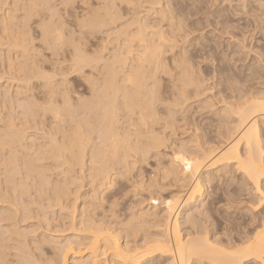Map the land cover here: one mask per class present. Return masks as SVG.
Masks as SVG:
<instances>
[{"label":"bare ground","instance_id":"6f19581e","mask_svg":"<svg viewBox=\"0 0 264 264\" xmlns=\"http://www.w3.org/2000/svg\"><path fill=\"white\" fill-rule=\"evenodd\" d=\"M55 1L0 0V78L2 72H6L7 76L10 75L11 79L12 76L17 78L13 91L20 96L26 90H24L23 81L24 83H26L25 80L29 82V77L36 73L37 79H42H40L41 82H37L38 86L36 85L37 88L39 87L41 101L36 102L37 100H33L36 112H33L34 110L29 106L32 100L27 102L24 97L26 104L21 103L19 100L20 103L18 105L20 104L21 107H24L25 111L28 106V110L30 108L33 110L30 109L29 113L26 111L28 116L20 112L26 117L17 119L7 115L5 121H3L5 118L0 116V121H3H1L0 128H4V131L7 130L5 133L0 130V134L1 132L4 133L0 135V149L2 148L1 150H3L6 145L9 148V150H6L11 152L7 158L0 160L1 167L4 166L6 171L5 177L2 175L4 179L0 178V191L6 189L7 192V196L4 194L7 199L2 201L5 200V203L9 202L10 204L12 202L17 205L18 197L19 201L22 199L20 202L21 204L23 202L24 205L26 201L36 203L35 201L38 202L37 199L47 200L45 204L47 207H56L55 216L57 217V214H59L58 219L59 217L61 219V221L59 220L61 225L60 223L58 224L61 227L67 226L64 227L66 231L71 230L69 237H66L67 240L65 239L64 241L66 242L64 243H57L60 239L55 235L58 240H50V238L47 240L45 239L47 235L44 234L42 239L38 237L40 241H37L36 238V241L32 243V240V247L29 246L28 249L24 247V250L22 247L27 243L22 240L23 237H20L22 231L19 232L17 230L20 227L17 229L15 228L16 226L12 227L14 230L9 227V229L6 228L7 230L3 228L4 230H1V233L3 231L6 234L8 233L6 241L10 240L11 242L14 240L16 243L14 244L15 248L13 247L12 249H15L16 252L20 249L21 253L18 252L21 258V260L19 259L20 262H23V264H68L67 261L71 256V263L69 264H264V234L258 236V233H261L262 229H264V212L259 211L260 208L256 206L259 205L260 199L264 198L257 192V188L260 189V192H264V186L261 185L264 182V90L258 88L259 84L256 86L257 83L255 85L248 84L253 80H259L260 72L263 69H259V72L258 67H255L256 70L251 66L253 62L250 61L251 65L249 64L248 68L245 67L248 73L243 72L245 74L243 75L240 71L242 74L240 72L236 73V78L234 77V79L238 78L240 86L239 84L234 86L237 84L235 82H233L234 84L230 82L231 85L229 84L230 86H228L226 82L231 80L232 72H230V77H228L227 61L231 60H227L226 65L219 62V68L217 67L219 74L213 72V76L211 75L212 73L210 75L215 77L218 74L224 80L225 84L221 83L220 85L223 86H220L219 89L216 88L218 90L217 92L215 90L216 94L214 95L216 102L220 105L218 107L217 104H214L215 101L211 99L213 97H207L201 103L203 108V105H205L203 102L206 103V108L217 106L214 108V112L212 111L214 113L212 115L216 116L212 118H218L217 123V119H213L215 120L213 124H217L215 126L216 134L212 135L213 138L207 136L209 132L207 130V133L204 132L203 135H195L194 133H198L195 131L199 128L197 121L194 124V128L195 126L198 128L193 130L194 133H192L191 128L193 125L191 127L189 122L186 127L187 121L186 123L184 122L185 118L182 117V121L180 120L179 122L178 117L180 116L176 115L177 111L185 112L188 104H190L187 103V100L192 96L191 94L189 96L191 88L195 91L192 92V94L194 93L193 95L195 93L199 95L204 88L207 90L204 83H202L204 82L203 77H201V81L197 76L195 77L194 74H191L193 70H191L192 68L190 69L189 63L192 53L191 51L188 52L191 55H189L190 57L187 56L186 46L189 42L187 36L189 37V33L192 30H188V22L186 21V24V19H184L186 16L184 17L183 11L186 12V7L182 3L183 0L180 1L182 4H179L178 0V3L176 2L175 4L171 0H60L57 3L60 4L61 2V4H64L60 5L64 8L65 5H69L70 7L66 8H70V15L75 18L74 25L71 24L77 27L73 28L70 26L69 29H67L69 20L67 19V22L61 13L63 8L60 11L59 7H57L58 4L56 3L57 5H55ZM226 1L220 0L219 2L221 9L218 6L217 9H220V12L215 16L219 18L218 21L214 19L215 17L213 18V23L216 20L215 24L220 26L218 29L220 30L219 33L221 32V36L224 35V37L228 35L227 39H233V42L236 41V44H232L233 42L231 41L233 47L237 49L248 47L251 53L254 51V55L258 54L256 59L254 58L255 56L253 57L252 60L254 62L257 63L259 60V62L264 63L262 59H259L264 55V25L263 27L260 26L262 22L264 23V0H244L241 2L242 4L240 3L241 7H237L239 5L232 6L229 4L231 1ZM232 1L234 3V0ZM237 1L240 2L241 0ZM73 3H76V8L73 7ZM188 10L190 9H188L187 4ZM202 21L199 19V23ZM205 23H201L202 28L206 27ZM198 24L194 25L196 26L195 29L200 28V26L197 27ZM219 26L213 24L216 30ZM34 29L36 33H34ZM256 30L260 32L258 37L255 36ZM88 39L94 41L92 44L93 49L90 48L88 50L87 46V49L84 47ZM253 39L254 41L251 42ZM35 40L41 41L42 45L50 50L51 56L56 57L61 52L63 55L67 49L70 53L69 57L72 56V63L70 64L71 60H69V67L65 68L64 62V65L58 62L59 66H56L53 71L61 73L65 70H71L75 74L78 73L82 78L81 81L83 80L87 83V88L84 87L88 89V93H85L88 94V97H85L87 95L80 92L82 88L79 87H82V84H79V92L76 91L77 89L73 91L77 93V95H74L75 97L71 95L72 92L69 93L70 89L68 87V89L66 87L60 88L59 84L69 81L65 75L61 76V80L58 78L59 82L55 77L54 79L48 77L51 75L45 74L48 73L47 71L44 70V74L41 70L38 71L36 65L40 61L38 60L39 55L44 58L45 54L42 57V48L40 47V49L36 45L35 48L31 46V43L35 42ZM180 40H183L182 44H180ZM224 40L226 39L224 38ZM244 41L246 44H244ZM258 41H263V43L258 44ZM235 48L230 52L238 54L243 52L241 49L238 52ZM47 49L44 51L48 52ZM30 51H34V53L31 55ZM69 53L66 54L69 55ZM30 55L32 59H34L33 56L38 58L30 63ZM233 56L231 57L234 58ZM238 57H236L237 59L234 58V60L237 61ZM55 63L57 64L56 61ZM71 71L70 73H72ZM229 71L231 70L229 69ZM66 72L62 73L68 74ZM6 73L4 74L6 75ZM234 73L235 71L232 75H235ZM221 78L219 79L221 80ZM205 80L207 81V79ZM84 82L83 84L85 85ZM262 82L264 83V81ZM201 83L204 87L201 86ZM244 83H246V87ZM10 85L7 84V87L4 85L7 90L3 91V93H7L14 84ZM12 98L14 100V97ZM7 104L6 106H9ZM14 107L16 108V106ZM21 107H18V109H21ZM23 109L21 111H24ZM31 112L33 116L37 114L41 119L37 116L39 120L36 121L33 117L35 120L33 121L32 115L29 117ZM46 117H49L50 120L44 119ZM191 120L193 121V119ZM32 121L38 124L39 127L36 125L38 130L41 129L42 131L43 129L45 131L40 134L39 137L42 141H38V143L35 142L37 139L32 138L34 135L28 140V136L24 134L26 131H23L32 125ZM177 122L181 123L180 125L185 124L182 127ZM33 126H35V123L31 127ZM33 129L36 128L34 127ZM203 130L206 131L205 129ZM179 133L181 136L182 134L183 136L185 135V138L183 136L182 138ZM209 133L212 134L214 131ZM18 153L21 154V157L17 156L19 155ZM152 155L158 159L161 156L166 157L165 159L161 157L166 162L164 161L165 163H163V160L156 158L158 160H156V164L153 161V164L156 165L155 168L149 167L148 159L152 160ZM18 157L21 159V169L23 167L22 170L25 173L23 180H20V186L14 181V173L18 175L21 171L18 170L20 168L16 169L17 162H15V159L17 161ZM38 159L42 161L51 160L52 164L58 167L59 172L56 174L52 173L50 169L53 165L50 163L51 166L46 168L44 167L45 165H38ZM141 164H146L148 168L156 169V173L152 174L153 176L149 174L151 177H148L147 171L145 172L141 169ZM46 170H50L49 173ZM135 170L137 173L134 174ZM146 170H148L147 167ZM140 171L146 173L144 176L145 178L147 176V179L143 178ZM213 171L214 174H211L210 172ZM233 171L241 172L242 175L240 174L241 176L239 175L238 179L242 177L243 182L246 181L251 185L252 193L257 196V203H254L253 207L252 203L249 204L245 201V199L247 201L251 199L250 202H252L251 195L248 198L241 196V198L243 197L242 199H245H240L239 196L247 192L244 189L245 185H241L242 189L240 188L239 190L240 181L237 184L239 185L238 189L235 190V184L232 183L234 190L233 188L224 190L229 185V188L233 186L230 184L231 182H236L232 179L230 181L229 178L228 182L226 181V183L230 181L229 185L227 184L228 186L223 187L222 191L224 192H219L220 196H226L225 200L223 199L225 205L221 203L224 206L217 207L218 203L222 202L218 199L219 202H217L215 208H212V200L207 187L210 188V184H213L214 180H218V178L224 179L228 174L230 175L228 177H231L233 174L230 173H235ZM206 172L207 174H205ZM2 173L0 172V175ZM236 179L234 178V180ZM121 180H126L129 185L126 182L121 183ZM218 181L213 185H217ZM118 183L120 185L124 183V187L126 186L127 188L130 186L127 191L132 193L133 197L134 195L138 196L140 191H146V194L140 192L139 195H147V197H136L139 199L136 200L133 208L130 204L127 205V203H131L130 201H133L130 200L128 202L131 197L128 196L129 198L126 200L124 196L125 198H122L123 203H121L124 205L125 201H127L126 205L129 206L128 211L126 209L124 211L123 207L125 205L119 207L120 201H117L115 196L120 192L119 190L122 188L125 190L126 188L123 186L121 188V186L117 185ZM183 184L189 185V187L185 188L186 185L183 187ZM173 185H177L181 189L176 190V195L169 190L172 196L165 198L162 195L164 197L162 198L160 195L162 191L169 188V186L174 187ZM222 185L220 186L222 187ZM34 186L38 187L39 192H37L36 196H31V189ZM243 186L245 187L243 188ZM84 187L86 189L80 192L81 188L84 189ZM217 187L215 188L216 190L218 189ZM116 188L119 189L117 190L118 192H116ZM221 189L218 190L220 191ZM241 190L245 192L239 193L238 191L241 192ZM122 193L119 194L122 195ZM205 193L209 194L208 197L210 199L206 198L207 196L204 199L206 198L210 201L203 199L202 195ZM238 193L240 194L239 196ZM110 194L111 198L109 199ZM118 195L119 200L121 196L119 195V198ZM4 197L2 196V198ZM252 197L254 198V196ZM238 198L241 203L246 202L247 205L252 206L251 208L248 206L251 209H248L249 211L252 212V209H254L256 210L255 212L258 211L259 215L257 214L256 216L254 212V214L250 215L248 210L243 208L247 213H245L246 211L243 212L245 214H242V216L237 214L240 218H236L240 220L245 217L244 220H241H246L244 224L237 221L240 227L241 224L243 225V230H240V232L236 230L238 233L233 230L234 233L232 234L231 232L233 231H230V228L227 233L224 230L228 229L227 224L230 222L226 220L227 217L234 212H229V215L225 217L223 213H218V211V215H223V219L226 218L225 220L228 223H225L227 225L226 228H224L225 226L222 227L224 229L223 232L221 230L217 231L218 227L216 228L215 224L209 223V218L212 217L214 220L212 210H219V208H224L227 204H233ZM78 200L79 202L77 203ZM169 201H171V204H169ZM256 201L254 200V202ZM240 202L238 201V204L235 203V206H238ZM159 203L161 204L160 207L158 206L160 205ZM14 204L12 205L16 208ZM41 204L38 206H41ZM13 206H10V208L13 209ZM130 206L134 210L128 213L132 211ZM235 206L233 205L234 208ZM118 207L123 210L120 209L119 211ZM227 207H225V211ZM21 209L28 216L31 213H35L37 216L44 213L33 209V205L30 207L26 205ZM63 209L69 211L63 213ZM21 211L18 212L21 213ZM238 211L240 210L238 209ZM5 212L3 211L4 214L0 215V221L15 220L17 210L13 209V211H10L9 209L8 212ZM124 212L127 213L124 214ZM24 214L23 216H26ZM246 214L250 215L248 220L245 216ZM36 215L33 214V216ZM231 215L230 218H232ZM43 216L45 215L43 214ZM233 219H235V216ZM225 220L223 221L225 222ZM237 222L231 221V224H229L232 226L237 224ZM10 223L12 224V222ZM64 228L60 230L64 232ZM54 231L52 230V232ZM0 235L2 237V234ZM22 235L25 234L22 233ZM51 242H53V245ZM47 244L50 245L52 254L49 257H44V255H47L45 254L47 253L45 252L47 251L45 250ZM4 248L7 249V247Z\"/></svg>","mask_w":264,"mask_h":264},{"label":"rangeland","instance_id":"374dc122","mask_svg":"<svg viewBox=\"0 0 264 264\" xmlns=\"http://www.w3.org/2000/svg\"><path fill=\"white\" fill-rule=\"evenodd\" d=\"M58 1H60V0H56V1H55V5H57V4L59 3ZM171 1H172V3H174V4L177 2V0H176V1H175V0H171ZM173 1H174V2H173ZM180 1H182V0H178L179 4H182V3H183L184 7H186V10H185L186 12L183 11V13H184L183 15H184V17L186 16V17L184 18V19H186L185 22H186V21L188 22V24H187V22H186V24H187L188 27H189V29H188V28H187V29H188L189 31L192 30V31H190V33H189V37L187 36V38H188L187 40H189V42L187 43V46H186V47H187V53L190 52V51H191V53H192V55H191L190 53H188V55H187V54H186V55H187V56L191 55V56L193 57V58H192V57L189 56V57L191 58V59H190L191 61H190V63H189V64H190L189 66H190V69L192 68L191 70H193L191 74H192V75L194 74L195 77L197 76V78H199L201 81H202V79H204V82H202V83H204V85H205V87H206L207 90H205V88H204V89H202V90H203L202 93H200L199 95L195 93V95H197V96H195V95H193L194 93L192 94V92H195V91H194L193 88H191L192 90H191V89L189 90V96H190V94L192 95V96H190L192 100L189 99L190 97L188 98L187 103H190V104H188V106H187L185 112H183V111L180 112V111H179V112H180V113H179V112L177 111L178 114L176 113V115L181 117V118L178 117L179 120H178V119H177V120L180 122V120L182 121V117L185 118V121H184V119H183V121H184L185 123H186V121H187V123H186L185 126L187 127V124L190 122L189 125H190V126L193 125V127L191 126L192 128H194V124H196V121H197V124H198L197 126L200 128V130H199V128L196 127V126H195L194 129H192V128L188 125L189 128H191L192 133H194L193 130H195V129H197V128H198V129H197V131H195V132H198V133H194L195 135H197V134L203 135L204 132L207 133V130H208L209 132H211V131L213 132V131H214V133H212V134H210L209 132L207 133V136H210V137L213 138V136L216 134V132H215V131H216L215 126H217V124H215V123L213 124V121L215 122V120L217 119V120H216V123H217L218 118H216V119H215V118H212V117L215 116V115L213 116L212 114H214V113H213V112H214V108L217 107V106L219 107V105H220V104L218 105V102H216L217 100H215V99H216V98L214 97V95L216 94V93H215V90H216V92H217V90H218L219 87L221 86V85H220L221 83H222L223 85L225 84V83H224V80H223L221 77H219L220 75H218V74H219V73H218V70H219V69H218V68H219L218 66H219V64L222 63V64L226 65V63L228 62V63H227L228 67L226 66V67H227V71L229 72V73H228V72L226 71V72H227V75L229 74L228 77H230V74H231L230 72H232V74H233V72L235 71V73H234L235 75H232V74H231V77L233 76L232 78L230 77V79H231L232 81L230 80V81H228L229 83H228V82H226V83H227L228 86H230L231 83L235 82V83H237V84H235L234 86H237V85L239 84V83H238V82H239V81H238V78H237V79H234V77L236 78V73L238 74L240 71H241L242 73H243V72H244V73H248V72H247V71H248L247 68L251 65V62H253L254 65H253V64L251 65L253 68L258 67L257 69H258L259 72H260L261 69H263V70L260 72V78H259V80H253V81H251V82H255V83H251V82H249L248 84H253V85H255V84L257 83L256 86L259 84L257 87L260 88V89H263V90H264V83L262 82V81H264V80H263V79H264V77H263L264 63L259 62L258 57H257V60H258L257 63H259V64H257L256 62H254V60H252V59H253L254 56H255L254 58L256 59V56H257L258 54H255V55H254V54H253L254 51L251 53V50L249 51L248 47H247V48H246V47H245V48H241V47H240V48L237 49V48L233 47V45H232V44H234V43L236 44V41L233 42V41H232L233 39H227V36H228V35L225 36V37H224V35L221 36V32L219 33L220 30H218V29L220 28V26H219V24H215V21H216V20L218 21V19H219L218 17H215V16H216V14H217L218 12H220L219 10L221 9L220 6H219V2H220V0H218V1H217V0H214L215 3H214L213 0H212V1H211V0H210V1H208V0H183L182 3H181ZM185 1H186V2H185ZM198 1H199V2H198ZM204 1H206V2H208V3L204 2ZM227 1H231V3L229 2V4H231L232 6H237V5H239V6H237V7H241V6H240V3H241L242 1H244V0H241L240 2L237 1V0H234V3H235V1H236L235 4L232 3V2H233L232 0H227ZM227 1H226V2H227ZM246 1H247V0H246ZM248 1H249V0H248ZM57 2H58V3H57ZM178 2H177V3H178ZM210 2L213 3V4H212L213 6L211 5ZM237 2H238V3H237ZM56 3H57V4H56ZM76 3H77V2H76ZM76 3H73V5H74L73 7H75V8H76V6H77V5L75 6ZM191 3H192V4H191ZM187 4H188V9H190V10H188V11H187ZM215 4H216V5H215ZM241 4H242V3H241ZM263 4H264V3H263ZM60 5H64V4H61V2H60V4L57 5V7H59L60 11H61V8H63V9H62V12H61V13H62V16H64L63 18L66 19L67 22H68V20H69V23L67 24V26H68L67 29H69L70 26L73 27V28L77 27V26H72V24L74 25V23H75V21H74L75 18H74L72 15H70V14H71L70 8H66V7H68L69 5H68V6L65 5V8L62 7V6H60ZM185 5H186V6H185ZM231 5H230V6H231ZM189 6H190V8H189ZM216 6H217V7H216ZM218 6H219V8H220L219 10L217 9ZM230 6H229V8H230ZM55 7H56V6H55ZM69 7H70V6H69ZM206 7H207V8H206ZM64 9H65V10H64ZM68 9H69V10H68ZM183 9H184V8H183ZM216 9H217V11H216ZM63 10H64V11H63ZM63 12H64V13H63ZM187 12H188V13H187ZM189 12H190V13H189ZM215 12H216V13H215ZM185 13H186V14H185ZM212 13H213V14H212ZM187 15H188V16H187ZM211 15H213V16H212V19H211ZM217 15H218V14H217ZM66 16H67V17H66ZM205 16H207V17L205 18ZM69 17H71V18H70L71 20L69 19ZM202 17L205 18V19H203ZM214 17H215V18H214ZM213 18L216 19V20L214 21V23H213ZM33 19H35V17H33ZM36 19H37V18H36ZM64 19H63V20H64ZM67 19H68V20H67ZM197 19H198V20H197ZM199 19H200V21H201V20H203V21L199 23ZM207 19H209V20H207ZM205 20H206V21H205ZM192 21H193V23H192ZM194 21H195L196 23H195ZM209 21H210V22H209ZM189 22H190V23H189ZM197 22H198L199 24H198ZM203 22H204V23L206 22L207 24L205 23L206 27H203V28H202V24H203ZM71 23H72V24H71ZM201 23H202V24H201ZM208 23H210V24H208ZM212 23H213L215 26H216V25L219 26V27H217V30H216L215 27H213V24H212ZM262 23H263V22H262ZM262 23L260 24V26L263 27L264 23H263V24H262ZM191 24H192L193 26H192ZM197 24H198L197 27L200 26L199 29H195L196 26H194V25H197ZM211 24H212V25H211ZM32 25H34V24H32ZM210 25H211V26H210ZM203 26H204V25H203ZM193 27H194V30H193ZM211 27H213V28H211ZM213 29H214V30H213ZM263 29H264V28H263ZM34 30H35V29H34ZM34 30H33V31H34ZM196 30H197V31H196ZM204 30H205V31H204ZM215 30H216V32H214ZM259 30H260V29H259ZM191 32H192L193 34H192ZM197 32H198V33H197ZM207 32H208V33H207ZM34 33H36V30L34 31ZM194 33H195V34H194ZM256 33H257V34H256ZM256 33H255V36L258 37V35L260 34V32H258V30H256ZM258 33H259V34H258ZM218 34H219L220 36H219ZM216 36H217V37H216ZM218 36H219V38H218ZM255 36H254V37H255ZM192 37H193V38H192ZM221 37H222V38H221ZM257 37H256V38H257ZM197 38H198V39H197ZM204 38H205V39H204ZM224 38H225L226 40H224ZM256 38H255V39H256ZM221 39H222V40H221ZM239 39H240V38H239ZM202 40H203V41H202ZM228 40H229L230 44H231V41H232L233 43H232L231 45L228 44V43H229ZM236 40H237V38H236ZM36 41H37V42H36ZM205 41H206V42H205ZM216 41H217V42H216ZM221 41H222V42H221ZM245 41H246V40H245ZM245 41H244V44H246V42H247V41H246V42H245ZM253 41H254V39H253L251 42H253ZM180 42H181V43H180ZM180 42H179V43L182 44L183 40H180ZM190 42H191V43H190ZM207 42H208V43H207ZM212 42H213V43H212ZM219 42H220V43H219ZM261 42L263 43V41H261ZM261 42L258 41V44H260ZM37 43H38V44H37ZM93 43H94L93 40L88 39V42L86 41L84 47L87 46V47H88V50H89L90 48L93 49V48H92V46H93L92 44H93ZM221 43H222V44H221ZM262 43H261V44H262ZM244 44H243V45H244ZM35 45H36L37 47H39V48H40V47L42 48V49L40 48V49L42 50V52H41V53H42V55H41L42 57H43L44 54H45L44 58H41L40 55H39V58L33 56L34 59L38 58V60H40L39 63H37L39 66L36 65L38 71L41 70L42 73H43L44 70H45V71L48 72V73H45V74H48V75L50 74V75H51V76H48V75H47L48 77H50L51 79H52V78L54 79V77H55L56 80H57L58 78L61 80V78L65 75L66 78H67V80H69V81H68V82L66 81L65 83H63V81H61L65 86H64L63 84H59V87H60V88H63V87H66V88H67V87H68V88L70 89V90H69V93L72 92L71 95H72L73 97H75L74 95H77V93H76V92H73V91H75V90L77 89L76 91L79 92V89H78L79 84H82V87H79V88H82V89H80V90H81L80 92H82L83 94H85V93L87 92V90H88V89H86V88H87V87H86V84H87V83H85L83 80L81 81L82 78L78 75V73L75 74V72H72L71 70H65V71H62V72H66V71H67L66 73H68V74H64V73H62V72L60 73V72H58V71H57V72H54V71H53L54 69H56V66H59V63H60V62H61V65H62V64L64 65V63H65V65H64L65 68H66V67H69V65L72 63V61H73V60L71 59L72 56L69 57V56H70V53L67 51V49L65 50V52L63 51V52H64L63 55H62V52H61V53H59V54L55 57V56H51V53L49 52L50 50H48L47 48H45V46L42 45L41 41L39 42L38 40H35V42L31 43V46H34V48L36 47ZM39 45H41V46H39ZM188 45H189V46H188ZM202 45H203V46H202ZM218 45H220V46H218ZM221 45H222V46H221ZM229 45H230V47H229ZM226 46H227V47H226ZM235 46H236V45H235ZM43 47H44V49H43ZM87 47H86V49H87ZM231 47H232V48H231ZM67 48H69V47H67ZM221 48H222V49H221ZM234 48H235L238 52L241 51V50H242L243 52H242V53L239 52V54H238V53H234V52L231 53V52L234 50ZM45 49H47L48 52H47V51H44ZM226 49H227V50H226ZM240 49H241V50H240ZM195 50H196V51H195ZM197 50H198V51H197ZM225 50H226V51H225ZM247 50H248V51H247ZM43 51H44V52H43ZM221 51H223V52H221ZM224 51H225L226 53H225ZM230 51H231V52H230ZM245 51H246V52H245ZM249 52H250V53H249ZM33 53H34V51H30V54H31V55H32ZM49 53H50V54H49ZM66 53H67V54L69 53V55H67ZM223 53H224V54H223ZM227 53H228V54H227ZM245 53H246V54H245ZM247 53H248V55H247ZM60 54H61V55H60ZM230 54H233V55L235 54V55L233 56V55H230ZM244 54H245V55H244ZM250 54H251V55H250ZM31 55H30L29 58L32 59V56H31ZM49 55H50L52 58H51ZM58 56H60L61 58H60V57H59L60 59L57 58ZM62 56H63V57H62ZM67 56H68V57H67ZM231 56H233L235 59H237L236 57L239 56V57H238V60H239V61H238V60L235 61L234 58H232ZM244 56H245V58H244ZM247 56H249V57H247ZM250 56H251V57H250ZM261 56H262V55H261ZM261 56H260V57H261ZM49 57H50V58H49ZM64 57H65V58H64ZM222 57H223V59H222ZM225 57H226V59H225ZM262 57H263V58H262ZM262 57L259 58V59H260V60L262 59V60L264 61V55H263ZM54 58H55V59H54ZM227 58H229V59H227ZM243 58H244V59H243ZM247 58H248V59H247ZM31 59L29 60L30 63H32V62L34 61V59H32V60H31ZM44 59L47 60V61H45ZM224 59H225V60H224ZM232 59H233V60H232ZM242 59H243L244 61H243ZM245 59H246V60H245ZM54 60L57 62V64L55 63ZM57 60H58V61H57ZM63 60H65V61H63ZM67 60H68V61H67ZM69 60H71L70 64L68 63ZM219 60H221V61H219ZM223 60H224V61H223ZM227 60H231V61H227ZM257 60H255V61H257ZM226 61H227V62H226ZM250 61H251V62H250ZM263 61H262V62H263ZM41 62H42V63H41ZM50 62H51V64H50ZM52 62H53V63H52ZM58 62H59V63H58ZM63 62H64V63H63ZM191 62H192V63H191ZM219 62H220V63H219ZM223 62H224V63H223ZM230 62H231V64H230ZM236 62H237V63H236ZM248 62H249V63H248ZM34 63H35V62H34ZM40 63H41V64H40ZM238 63H239V64H238ZM194 64H195L196 66H195ZM233 64H234V66H233ZM235 64H236L237 66H236ZM247 64H248V66H247ZM249 64H250V65H249ZM260 64H261V65H260ZM262 64H263V65H262ZM40 65H41L42 67H41ZM43 65H44V66H43ZM66 65H67V66H66ZM239 65H240V66H239ZM255 65H256V66H255ZM258 65H259L260 67H259ZM50 66H51V67H50ZM54 66H55V67H54ZM261 66H262V67H261ZM43 67H44L45 69H44ZM217 67H218V68H217ZM231 67H232V69H231ZM234 67H235V68H234ZM245 67H247V68H245ZM39 68H40V69H39ZM51 68H52V70H51ZM240 68H243V69H240ZM209 69H210V70H209ZM217 69H218V70H217ZM229 69H230L231 71H229ZM238 69H239V70H238ZM245 69H246L247 71H246ZM255 69H256V68H255ZM257 69H256V70H257ZM259 69H260V70H259ZM196 70H197V71H196ZM212 70H213V71H212ZM2 71H3V69H2ZM70 71H71L72 73H70ZM198 71H200V72H199L200 74L198 73ZM209 71H210V72H209ZM211 71H212V72H211ZM193 72H194V73H193ZM195 72H196V73H195ZM208 72H209V73H208ZM213 72H217V73H218L217 76H215V77H211V75L213 76ZM241 72H240V73H241ZM4 73H6V72H4ZM4 73H3V72L1 73V78H0V94H1V95H0V111H1V112H0V113H1L0 116H1V118H2V117L5 118L3 121L6 120V118H7L6 116H7V115H10V116L13 117V118L16 117L17 119H18V118H19V119H23V118H25L26 115L30 112V109H31V108L34 110V111H33V110L31 109L33 112H36V111H35V110H36V109H35L36 107H35V105H33V104H34V101H35V100H37L36 102H40V101H41V100H40V95H41V94H40L39 89H38L39 87L37 88V86H38L37 84H38L39 82H41V81H40L41 78H40L39 80L37 79V78H38V77H36V76H37V73H36V74H33L34 77H32L33 75L31 76L32 78L29 77V78H30V79H28L29 82L25 80V79H27V78L24 79L26 83H24V81H23V83L21 82V83L23 84V86H24V90L26 89L25 92L28 94V95H27L25 92H22L23 94L20 93L21 96H20L19 94H16V93L13 91V88H14L15 84L17 83V82H16L17 78H13V76H12V79L15 80V81H13V80L11 79V76H10V75L7 76V73H6V75H5ZM51 73H53V74H51ZM55 73H56V74L58 73V75H56ZM197 73H198V74H197ZM210 73H212V74L210 75ZM242 73H241V74H242ZM244 73H243V75H245ZM43 74H44V73H43ZM59 74H60V75H59ZM73 74H74V75H73ZM195 74H196V75H195ZM241 74H240V75H241ZM3 75H4V76H3ZM52 75H53V76H52ZM55 75H56V76H55ZM62 75H63V76H62ZM57 76H58V77H57ZM59 76H60V77H59ZM61 76H62V77H61ZM78 76H79L80 78H79ZM201 77H203V78L201 79ZM205 77H206V78H205ZM261 77H262V78H261ZM33 78H34V80H33ZM35 78H36L37 80H36ZM214 78H215V79H214ZM217 78H218V79L221 78L222 82H221L220 79H219V80H220V81H219ZM59 79H58V81H59ZM205 79H207V81H206ZM211 79H213V80H211ZM233 79H234V80H233ZM5 80H6V81H5ZM7 80H8V81H7ZM9 80H11L12 83H11V81H9ZM19 80H21V79H19ZM35 80H36V81H35ZM41 80H42V79H41ZM217 80H218L219 82H218ZM4 81H5V82H4ZM213 81H214V82H213ZM236 81H237V82H236ZM256 81H258V82H256ZM37 82H38V83H37ZM59 82H60V81H59ZM83 82L85 83V85L83 84ZM205 82H206V83H205ZM216 82H217V83H216ZM230 82H231V83H230ZM28 83H29V84H28ZM67 83H68V85H67ZM202 83H201V84H202ZM211 83H212V84H211ZM218 83H219V84H218ZM260 83H262L263 85L260 84ZM7 84H9V85H10V84H11V85L14 84V85H12V86L10 85V86H11V87H10V90L7 91V93H6V92L3 93V91H6V90H7V88H6V87H7ZM25 84H26L28 87H27ZM229 84H230V85H229ZM233 84H234V83H233ZM241 84L243 85V83H241ZM248 84H247V85H248ZM4 85H5L6 87H5ZM33 85H34V87H33ZM36 85H37V86H36ZM204 85L202 84L201 86L204 87ZM210 85H212V86H210ZM217 85H218V86H217ZM223 85H222V86H223ZM242 85H241V86H242ZM261 85H262V86H261ZM31 86H32V87H31ZM80 86H81V85H80ZM84 86H85L86 88H85ZM87 86H88V85H87ZM213 86H214V87H213ZM222 86H221V87H222ZM239 86H240V84H239ZM244 86L246 87V83H244ZM256 86H255V87H256ZM35 87H36V88H35ZM71 87H72L73 89H72ZM202 87H201V88H202ZM245 87H242V88H245ZM262 87H263V88H262ZM4 88H6V89H4ZM30 88H31V89H30ZM68 88H67V89H68ZM212 88H213V89H212ZM216 88H218V89H216ZM27 89H28V90H27ZM29 89H30V90H29ZM35 89H36V90H35ZM71 89H72V90H71ZM83 89H84V90H83ZM85 89H86V91H85ZM208 90H209V91L211 90V91L209 92ZM12 91H13V92H12ZM35 91H36V92H35ZM83 91H84V92H83ZM207 91H208V92H207ZM1 92H2V93H1ZM11 92H12V93H11ZM75 93H76V94H75ZM87 93H88V92H87ZM203 93H204V94H203ZM206 93H207V94H206ZM210 93H211V94H210ZM9 94H10L11 96H10ZM15 94H16V98H15ZM34 94H36V95H34ZM17 95H18V96H17ZM85 95H87V96H85V97H88V94H85ZM200 95H201V96H200ZM203 95H204V96H203ZM2 96H3V98H2ZM4 96H5V97H4ZM32 96H34L35 98L32 97ZM37 96H39V97H37ZM6 97H7V98H6ZM12 97H14V100H16V101H18V102H15V101L13 100ZM24 97H25V99L27 100V102H29V101L32 100V102H30L31 104L29 105V106H31V108H30L29 110H28L29 106H28V108H26V109H27L26 111H28V113L25 111V109H23L24 107H21L20 104L18 105V103H20L19 100L21 101V103L26 104V103H25L26 100L24 99ZM26 97H27V98H26ZM29 97H30L31 99H30ZM58 97H59V96H58ZM197 97H198V98H197ZM207 97H210V98L213 97V98H211V99H212L213 101H215L214 104H215V105L217 104V106L214 105V106L211 107V108H209V107L206 108V107H207V106H206V103L203 102V104H205V105H203L204 108L201 107V105H202V104H201L202 101H203V100L205 101V99H206ZM8 98H9V99H8ZM11 98H12V99H11ZM18 98H19V99H18ZM37 98H38V99H37ZM2 99H4V100H2ZM17 99H18V100H17ZM22 99H23V101H22ZM33 100H34V101H33ZM58 100H60V98H58ZM13 101H14V103H13ZM6 102L9 103V104H7ZM10 102H11V103H10ZM3 103H4V104H3ZM12 103H13V104H12ZM16 103H17V104H16ZM1 104H2V105H1ZM6 104L9 105V106H6ZM11 104H12V106H11ZM3 105H4V106H3ZM27 105H28V103H27ZM189 105H190V106H189ZM197 105H198V106H197ZM10 106H11V107H10ZM14 106H16V108H15ZM17 106H18V107H21V109H18ZM199 106H200V107H199ZM205 106H206V107H205ZM4 107H5V108H4ZM12 107H13V108H12ZM7 108H8V109H7ZM14 108H15V109H14ZM3 109H4V110H3ZM10 109H12V110H10ZM22 109H23L24 111H21ZM203 109H204V110H203ZM187 110L189 111L188 113H187ZM201 110H202V111H201ZM8 111H9V112H8ZM10 111H11V112H10ZM205 111H206L207 113H206ZM208 111H209V112H208ZM210 111H211V112L213 111V112L211 113ZM5 112H6V113H5ZM14 112H15V113H14ZM20 112H22L23 114H26V113H27V114H26V115H23V114L20 113ZM199 112H201V113H199ZM8 113H10V114H8ZM31 113H32V112H31ZM31 113L29 114V117L32 115L31 118L33 119V121H35L34 118L36 119V121H38L39 118L41 119V117H39V115H37L36 113H35L36 115H34V116H33V113H32V114H31ZM182 113H183V114H182ZM192 113H193V115H192ZM21 114H22V115H21ZM184 114H185V115H184ZM188 114H191V115H188ZM196 114H197V115H196ZM15 115H16V116H15ZM182 115H183V116H182ZM186 115H187V116H186ZM201 115H202V116H201ZM27 116H28V115H27ZM37 116H38L39 118H38ZM177 116H176V118H177ZM184 116H186V117H184ZM190 116H193V117H190ZM33 117H34V118H33ZM36 117H37V118H36ZM187 117H188V119H187ZM215 117H216V116H215ZM44 119H47V121L50 120L49 117H46V118H44ZM44 119H43V120H44ZM48 119H49V120H48ZM189 119H190V121H188ZM191 119H193V121H192ZM203 119H205V120H203ZM213 119H215V120H213ZM15 120H16V119H15ZM202 120H203V122H202ZM1 121H2V120H1ZM1 121H0V122H1ZM3 121H2V122H3ZM33 121H32L31 124L34 125V123H35V126L31 127L32 125H30V126H28V127L30 128V130H29V128H28V129L26 128V130L24 129L23 131H24V132L26 131L24 134H26V135L28 136V138H27L28 140H29V138H31V137L34 135L32 138L37 139V140H35V142L38 143V141H39V142L42 141L41 138H40L39 136H40V134L43 133L42 131H44V130L42 129V131H41L40 128H39L40 130H38V127H39L38 124H37L36 122H33ZM2 122H1L0 124H2ZM179 122H177V123L179 124V126H182V125L184 126V124H185L184 122H183L184 124H182V125H180L181 123H179ZM194 122H195V123H194ZM205 122H206V123H205ZM210 122H212V123H211L212 125L210 124ZM199 123H201V124H200V125H202L201 127H204V128H201L200 125H199ZM36 125H37L38 127H37ZM206 125H207V126H206ZM210 125H211L212 127H213V126H214V127L212 128ZM183 126H182V127H183ZM209 126H210V127H209ZM0 127H1V125H0ZM2 127H3V126H2ZM34 127H35L36 129H33ZM205 127H206V128H205ZM31 128H32V129H31ZM189 128H188V130H189ZM3 129H4V128H3ZM3 129L0 128V130H2V131L5 133V131H7V130L4 131ZM203 129H205L206 131H204ZM209 129H211V130H209ZM35 130H36V131H35ZM37 130H38V132H37ZM198 130H199V131H198ZM202 130H203V131H202ZM191 131H190V132H191ZM3 132H1V134H2ZM33 132H34V133H33ZM44 132H45V131H44ZM199 132H201L202 134L199 133ZM4 133H3V134H4ZM1 134H0V135H1ZM35 134H38V135H35ZM208 134H209V135H208ZM213 134H214V135H213ZM179 135L181 136L180 133H179ZM179 135H178V137H180ZM204 135H205V134H204ZM212 135H213V136H212ZM2 136H3V135H2ZM36 136H37L38 138H37ZM182 136H183V134H182ZM182 136H181V137H182ZM181 137H180V138H181ZM183 137L185 138V135H184ZM183 137H182V138H183ZM0 147H1V145H0ZM1 149H2V148H1ZM1 149H0V151H2V152H0V155L2 154V156H0V160L3 159V158H4V159L7 158V156H8L9 154H11V152L8 151L9 148H7L6 145H5V148H4V149H5V150L8 149V150L5 151V150L3 149V150H4V152H3V150H1ZM20 151H21V150H20ZM9 152H10V153H9ZM3 153H4V155H3ZM6 153H7V154H6ZM18 154H19V153H18ZM20 155H21V154H19V155H17V156L21 157ZM152 156H153V155H152ZM152 156H151V157H152ZM19 157L17 158V161H16V159H15V162H17V164H16V165H17V166H16V169H17V168H20V169H18V170H19V171L21 170L20 173H18V175H19L20 177H19L17 174L14 173V177H15L14 181H16L15 183H18V186L21 185V181L23 180V177H25V176H24V174H25V173H24V170H22L23 167H22V169H21V166H22V165H21V163H20V162H21V159H20ZM151 157H150V158H151ZM161 157H162V156H161ZM161 157H159V158H160L161 160H163L162 158H164V157H162V158H161ZM156 158H157V157H156ZM156 158H155V156H153V157H152V160H151V159H148V160H149V161H148V162H149V163H148V166H149V167L155 168L156 165L153 164V163H154L153 161H155V164H156V162H157L158 160H160V159H158V158H157V159H158V160H157ZM165 158H166V157H165ZM165 158H164V159H165ZM153 159H155V160H153ZM38 160H39L38 165H39V164H40V166H44V165H45V166H44L45 168H46L47 166L50 167V166H51L50 164H52V161H51V160H44V161H42L41 159H38ZM38 160H37V161H38ZM156 160H157V161H156ZM37 161H36V162H37ZM164 161H165V160H163V163L166 162V161H165V162H164ZM151 162H152V163H151ZM160 162H162V161H160ZM45 163H47V164H45ZM49 163H50V164H49ZM150 163H151V164H150ZM42 164H43V165H42ZM52 165H53V166H52L51 169H50V170H52L51 172L54 173V174H56L57 172H59V169H57L58 167H56V165H54V164H52ZM143 165H144V166H143ZM151 165H153V166H151ZM19 166H20V167H19ZM145 166H146V164H141L140 167H141V169H142L143 171H145V172L147 171L146 173H147L148 177H151L152 174L154 175V174L156 173V169L148 168V166H146L147 169L149 170V171H148V170H146V167H145ZM140 167H139V168H140ZM142 167H143V168H142ZM144 167H145V168H144ZM3 168H4V166L1 167V165H0V170H2V171H0V172H1V173H2V172H5V173H2V174L0 175V178L2 177L1 179H4V177H5V175H6L5 168H4V169H3ZM59 168H60V167H59ZM16 169H15V170H16ZM3 170H4V171H3ZM18 170H17V171H18ZM50 170H49V171H50ZM56 170H57V171H56ZM142 170H141V171H142ZM154 170H155V172H153ZM19 171H18V172H19ZM49 171L46 170L47 173H49ZM141 171H140V174L143 175V178H144V179H147V176H146V178H145V176H144L146 173H145V172H141ZM151 171H152L153 173H152ZM214 171H215V170H214ZM214 171H213V172H210V173H211V174H212V173L214 174ZM13 172H14V171H13ZM15 172H16V171H15ZM148 172H149V173H148ZM233 172H235V171H233ZM133 173L135 174V173H137V171L135 170ZM133 173H132V174H133ZM138 173H139V172H138ZM142 173H143V174H142ZM235 173H236L237 175H236ZM235 173H230V174H233V175H231V177H228V176H230V175L228 174V176H227L226 178H224V179H226V180H224L223 178H221V179L218 178V180L221 181L223 185L221 184V182L219 183V181L215 178V179L218 181V184L215 185V186L217 187V186L222 185V187H221V186H220V187H217L218 189H221V188H222L220 191H219L218 189L216 190V189H215L216 187L213 185V184H216V182H217L216 180H214V183H213V184H210V188H211V189H210L209 187H207V190L209 191L210 195H209L208 193H205V194L202 195V197H203V199H204V197H206V196H207L206 198H209L208 195L211 197V200H212V201H211V203H212V204H211V205H212V208H215V205H216L217 202H219V201H222V202H219L218 205H217V207H219V206L221 207V206H224V205H225V204H224L225 202H223V199L225 200V197H226V196H225V195L223 196L222 194H221L222 196H220V193L224 192V191H222V190H223V187L228 186L229 183H230V181H232V180H233V181H236V182H231V183H230V184H232V183L235 184V190L238 189V186H239V185H237V184L239 183V181H240V183H239V184H240L239 190H240V188L242 187L241 185H245L246 187H247V185H249L248 182H246V181H244L245 183L243 182L242 177L238 179V177H240V176L242 175L241 172H235ZM4 174H5V175H4ZM149 174H151V175H149ZM205 174H207V172H206ZM240 174H241V175H240ZM2 175H3L4 177H3ZM21 175H22V176H21ZM153 175H152V176H153ZM235 175H236L237 177H236ZM239 175H240V176H239ZM17 176H18V177H17ZM233 176H234V177H233ZM21 177H22V178H21ZM232 177H233V178H232ZM28 178H29V177H28ZM28 178H27V179H28ZM229 178H230L229 183H226V181H227ZM234 178H237V179L234 180ZM21 179H22V180H21ZM231 179H232V180H231ZM20 180H21V181H20ZM237 180H238V181H237ZM119 181H120V180H119ZM119 181H118V182H119ZM19 182H20V184H19ZM122 182L125 183L126 180H121V183H122ZM223 182H224L226 185H225ZM227 182H228V181H227ZM241 182H242V183H241ZM262 182H263V181H262ZM124 183H123V184H124ZM126 183L129 185L128 182H126ZM123 184L120 185V184L118 183L117 185L121 186V188H122V186L124 187V185H125V184H124V185H123ZM175 184H176V183H175ZM227 184H228V185H227ZM3 185H4V187H5V183H4ZM3 185H2V186H3ZM128 185H127V186H128ZM177 185H178V184H177ZM177 185H176V186H177ZM184 185H186V184H183V187H184ZM232 185H233V184H232ZM261 185H264V182H263V184L261 183ZM171 186H172V185H171ZM171 186H169V188H167V189H164V190H163L164 192L162 191V194L159 193V194L161 195V197H162V195H163L165 198H167V196H168V198H169V196H170V197L172 196V195H171L172 193H174V194L176 195V194H177L176 190L178 191L179 188L181 189V187H178L179 185L177 186L178 188H177L176 186H174V185H173L174 187H171ZM245 186H243V188H244ZM250 186H251V185H249V186L247 187V189L249 190V192H248V190L246 189V187L244 188L245 191H247L248 193L245 192V191H242V190H241V192H240V191H238V192H239V193L245 192V193H244L245 195H244L243 193H242L241 195L238 193V196L240 195V196H239L240 199H241V200H244L245 198L250 197L249 195H251L250 198H252V202H250L251 199H248V201H247V199H245V201H246L247 203H249V204L252 203L251 205H253L254 203H257V201H256V200H257V196H256L255 194L252 193V190H251L252 187H250ZM117 187H118V186H117ZM129 187H130V186H128V188H127L126 186L124 187V188H126V189H125L126 191H125L123 188H122L123 191H121L122 189H121L120 187H118V188H120L121 190H119L118 188H116V192H118L117 190L120 191V192H118V194H119V193L121 194V192H123L122 195L119 194V195L121 196V198H120V196H119L118 194H116V196H115V197L117 198V201H120V202H119L120 204L123 203V202H122V201H123L122 198H125V197H126L125 199L128 200L127 198L131 197V198L128 200V202H129L130 200H133V201H130L131 203L133 202V204H131V203H127V205L130 204V205L133 207V206H134V203L136 202V200L139 199V198H136V197H141V196H142V198L147 197V195H141V196L139 195L140 192H142V193L144 194L146 191H144V192H143V191H140V192L138 193V196L134 195V197H135V198H134V197L132 196V193H129V191H127V190H129ZM183 187H182V189H184ZM187 187H189V185H188V186H187V185L185 186V188H187ZM229 187H230V185L228 186L227 189H224V190H229V189H232V188H233V190H234V185L231 186V188H229ZM249 187H250V188H249ZM37 188H38V187H37ZM37 188H36L35 186H34L32 189L30 188V189H31V194H30L31 196H36V195L38 194L37 192H39V190H38ZM170 188H171V189H170ZM4 189H5V188H4ZM36 189H37L38 191H37ZM85 189H86V187H84V189L81 188L80 192H82V191L85 190ZM241 189H242V188H241ZM244 189H243V190H244ZM2 190H3V189H2ZM2 190H1V191H2ZM165 190H167V192H165ZM169 190H170V192L172 191L171 194H170ZM173 190H174V191H173ZM1 191H0V192H1ZM33 191H34V192H33ZM208 191H207V192H208ZM212 191H213V192H212ZM217 191H218V192H217ZM221 191H222V192H221ZM125 192H126V194H125ZM216 192H217V193H216ZM219 192H220V193H219ZM225 192H226V191H225ZM6 193H7V192H6V189H5V190H3V191L1 192L2 195L0 194V212H2V213H0V215H1V214H4L3 211H4V212H5V211L8 212L9 209H10V211H13V209L17 210L16 215H18V214H20V215H18V216L15 215V218H14L15 220H12V221H11V220H4V221L1 220L2 222L0 221V225H1V226H0V234H2V237H0V238H1V240H0V245H1V244L3 245V247H1L2 245L0 246V247H1V248H0V254H1L0 256L3 258V261H4L5 263L2 261V258H1V257H0V259H1L0 261H1L3 264H23V262H22V263L20 262V260H21V258H20V256H19L20 253H21V252L19 251L20 249L17 250V252H16L15 249H12V248L14 247V244H16L15 241L12 240V241H11L12 243L10 242V240L6 241V240H7L6 237H7V234H8V233L6 234L4 231H3V232H4L5 235L3 234V232L1 233V230H4V229H6V228H7V229H9V228L12 229V227H15V226H16L15 228L17 229V228L20 227L19 229H17L19 232L22 231V232L20 233V234H21L20 237H21V238L23 237L22 240H24L25 243H27V244L29 243L28 245H27V244H24L25 246L22 247L24 250H25V248L28 249L29 246L32 247V245H31V241H32V240H33L32 243H33L34 241H36V238H37V241H40V240H39L40 238L38 239V237H41V239H42V237L44 236V234L47 235V236H45V237H47V238H45V239H47V240H49V238H50V240H53V239H54V240H58L57 238H59L60 240H58L59 242H57V243L60 244V243H64V242H66V241H64V240H65V239L67 240L66 237H67V236L69 237V235H70V233H71V232H70L71 230H70V231H68V230L66 231L64 227H67V226H64V227H61V226H60V225H61V222H60L61 219H60V217H59V219H58L59 214H57L58 216L56 217V216H55V213H54V212H57V210H55L56 207H55V208H54V207H47V206L45 205V204L47 203V200H44V199H43V200H39V199H37L38 202L35 201L36 203L26 201V202H24L25 204L23 205V202H22V204H21V202H20V201H22V199H20V201H19V199H18V197H17V202H18L17 205H18V206L20 205L19 207H18L16 204L12 203V202L9 200L12 204H14V205L16 206V208H15L11 203H10V204H11V205H10L9 202H8V203L6 202V203H7V205H6L5 200L2 201L3 199H7V198H5V197L7 196ZM33 193H34V194H33ZM128 193L131 194V195H129ZM147 193H148V192H147ZM164 193H165V194H164ZM246 193H247V196H246ZM4 194H5L6 196H5ZM15 194H16V192H15ZM127 194H128V195H127ZM145 194H146V193H145ZM167 194H168V195H167ZM174 194H173V195H174ZM217 194H218V196H219L220 198H219L218 196L215 197V195H217ZM224 194H225V193H224ZM252 194H253V195H252ZM117 195L119 196V198H120L121 200H120V199L118 200ZM211 195H212V196H211ZM2 196H3V197L5 196V197L2 198ZM124 196H125V197H124ZM128 196H129V197H128ZM241 196H243V197H245V198L242 199L243 197L241 198ZM252 196H254V198H253ZM28 197H30V196H28ZM164 197H162V198H164ZM214 197H215V198H214ZM217 197H218V198H217ZM221 197H223V198H221ZM255 197H256V198H255ZM1 198H2V199H1ZM19 198H20V197H19ZM110 198H111V194H110L109 199H110ZM142 198H140V199H142ZM206 198H205V199H206ZM27 199H28V198H27ZM112 199H114V198H112ZM112 199H111V200H112ZM125 199H124V201H125ZM205 199H204V200H205ZM209 199H210V198H209ZM209 199H208V200L206 199V200H207V201H210ZM215 199H216V200H215ZM218 199H220V200L218 201ZM79 200H81V199H79ZM79 200L77 201V203L79 202ZM241 200H239V198H238V199H236L235 202H233V204H231V203H230V204H227V206H230V205H231L230 207L225 206V207H227L226 211H228V212L225 211V207H224V208H223V207H222V208H219V210H217V209L214 210V209H213V210H212V213L214 214V215H213L214 220H213V218L210 216L211 218H209V221H210L209 223H211V224H215V227H216V228L218 227L217 229H216V228H215V229H216L217 231H220V230H221V232H223V230H224L222 227L225 226L224 228H226L227 225H228V229L226 228V230H224L225 233L229 232V228H230V231H233V230L236 231V230H237L238 232H240V230H243V229H242L243 225L241 224V227H240V224H239V223L243 222V224H244L246 220H245V221H241V220H244L245 217H244V215H243L244 219H240V220L238 219V220H237L236 218H240V217L237 216V214H238L239 216H242V214L247 213L246 210H248V209L251 210L250 208H251L252 206L247 205V203H246L245 201H244L245 203L242 202V203H243V204H242V203L240 202ZM254 200H255L256 202H254ZM6 201H8V200H6ZM44 201H45V203H44ZM207 201H206V202H207ZM238 201L240 202V204H239L238 206H235V205H236L235 203L238 204ZM27 202H28V203H27ZM39 202H40V203H39ZM121 202H122V203H121ZM126 202H127V201H125V203H124V205L126 206V208H125V206H124L123 204H122V205L119 204V207H120V206H121V207L124 206V207H123L124 211H125V209H126V211H128L127 209H129V208H128L129 206L126 205ZM26 203H27V204H26ZM29 203H31V204H29ZM32 203H33V204H32ZM41 203H42V204H41ZM221 203H223L224 205L221 204ZM34 204H35L36 206H35ZM40 204H41V206H38V205H40ZM43 204H44L45 206H44ZM159 204H160V203H159ZM26 205H27V206L29 205V207H30L31 205H33V209H35V210H37V211H39V212H44V213H41L42 215H40V216H37L35 213H31V214H29V216H28V214H24V213H23V210L21 209V208H23V206H26ZM42 205H43V206H42ZM233 205L235 206V208L233 207ZM7 206H8V207H7ZM10 206H13L14 208L12 207L13 209H11ZM131 206H130V210H132V211H129L128 213H131V212H133V210H134V209L131 208ZM158 206L160 207L161 204L158 205ZM239 206H240V207H239ZM248 206H249L250 208H249ZM256 206H257V205H256ZM256 206H255V208H256ZM35 207H36V208H35ZM37 207H38L39 209H38ZM41 207H42V208H41ZM119 207H118V208H119ZM236 207H237V208H236ZM253 207H254V205H253ZM40 208H41V209H40ZM43 208H47L48 210H47V209H43ZM52 208H53V209H52ZM133 208H134V207H133ZM243 208L246 209V210H245L246 212L244 211ZM257 208H258V207H257ZM257 208H256V209H257ZM2 209H3V210H2ZM4 209H5V210H4ZM7 209H8V210H7ZM20 209H21L22 211H21ZM120 209H121V208H119L118 210L120 211ZM123 209H121V210H123ZM221 209H224V210H221ZM228 209H229V210H228ZM232 209H233V210H232ZM238 209H239L240 211H242V212L240 213V211H238ZM241 209H242V210H241ZM1 210H2V211H1ZM42 210H43V211H42ZM53 210H54V211H53ZM216 210H217V211H216ZM230 210H231V211H230ZM234 210H235V211H234ZM249 210H248V212L250 213V215L255 213L256 216H257L258 211L255 212L256 210L252 209L253 211L251 212V211H249ZM18 211H19V212L21 211V213H19ZM65 211L67 212V211H69V210H67V209H66V210L63 209L62 212L65 213ZM218 211H219V212H218ZM222 211H224V212H222ZM232 211H233L234 213H232L233 216H232L231 213H230V215H231V217H232V218H230V215H229L228 213H229V212H232ZM259 211H261V210H259ZM6 212H5V213H6ZM15 212H16V211H15ZM121 212H123V211H121ZM217 212H218V213H221V214L223 213V215H224L225 217H227V216L229 215V216L227 217V219H226L225 217H224V218H225L228 222L230 221V222H229L230 224H231V221H232V222L234 221L235 223H236L237 221H239V223L237 222L238 225H237V224L234 225V224L232 223L233 225L230 226V224H229L225 219H223V215H222V216H221L220 214L218 215ZM243 212H245V213H243ZM253 212H254V213H253ZM47 213H48V214H47ZM49 213H50V214H49ZM51 213L53 214V216H52ZM126 213H127V212H126ZM126 213L124 212V214H126ZM235 213H236V214H235ZM23 214L26 215V216H23ZM33 214L36 215V216H33ZM43 214H44L45 216H43ZM216 214H217V216H216ZM47 215H48V216H47ZM127 215H128V214H127ZM211 215H212V214H211ZM226 215H227V216H226ZM250 215H249V216H248L247 214L245 215V216L247 217V220H248V217H250ZM258 215H259V214H258ZM20 216H21V217H20ZM27 216H28V217H27ZM31 216H33L34 218L31 217ZM234 216H235V219H233ZM25 217H26V218H25ZM54 217H55V218H54ZM215 217H216V218H215ZM221 217H222V218H221ZM243 217H242V218H243ZM19 218H20V220H19ZM42 218H44V219H42ZM47 218H48V219H47ZM51 218H52L53 221L50 220ZM23 219H24L25 221H24ZM35 219H36L37 221H36ZM228 219H230V220H228ZM39 220H40V221H39ZM49 220H50V221H49ZM59 220H60V221H59ZM180 220H181V218H180ZM221 220H222V221L225 220V222L223 221L224 224H223V222H222ZM235 220H236V221H235ZM14 221H15L16 223H15ZM220 221H221V222H220ZM3 222H4V223H3ZM10 222H12L13 225H12ZM13 222H14V223H13ZM52 222H53V224H52ZM213 222H215V223H213ZM226 222H227L228 224H227ZM58 223H60V225H59ZM225 223H226L227 225H226ZM9 224H10V225H9ZM18 224H19V225H18ZM48 224H49V225H48ZM55 225H56V226H55ZM66 225H67V224H66ZM221 225H222V226H221ZM4 226H6V227H4ZM32 226H33V227H32ZM39 226H40V227H39ZM45 226H47V227H45ZM57 226H58V228H56ZM59 226H60V228H59ZM1 227H2V228H1ZM8 227H9V228H8ZM37 227H38V228H37ZM50 227H51V228L53 227V228L51 229ZM54 227H55V229H54ZM3 228H4V229H3ZM21 228H23V229H21ZM36 228H37V229H36ZM45 228H47V229H45ZM63 228H64V232H65V233L61 231V230H63ZM221 228H222V229H221ZM7 229H6V230H7ZM26 229H27L28 231H27ZM33 229H34V231H33ZM49 229H50L51 231H50ZM60 229H61V230H60ZM12 230H14V229H12ZM25 230H26V231H25ZM35 230H36V231H35ZM47 230H49V231H47ZM52 230H53V231L55 230V231L52 232ZM227 230H228V231H227ZM56 231L59 232V233H57ZM234 231L231 232V233L233 234ZM237 231H236V232H237ZM33 232H34V233H33ZM236 232H235V234H236ZM238 232H237V233H238ZM22 233L25 234V235H22ZM28 233H29V234H28ZM31 233H32V234H31ZM66 233H67V234H66ZM41 234H42V235H41ZM37 235H38V236H37ZM54 235H55L57 238H56ZM61 235H62V236H61ZM0 236H1V235H0ZM4 236H5V237H4ZM24 236H25L26 238H25ZM52 236H53L54 238H53ZM3 237H4V238H3ZM60 237H61V238H60ZM21 238H20V239H21ZM27 238H28V239H27ZM4 240H5V241H4ZM26 240H28V241H26ZM13 241H14V243H13ZM6 242H8V243H6ZM3 243H4V244H3ZM51 243H52V245H53V242H51ZM5 244H6V245H5ZM8 245H9V248H10L9 250H8ZM48 245H49V244H47V246L44 245L45 247H47V248H45V250H47V251H45V252H47V253H45V254H47V255H44V257H49V256L52 254V249H50V245H49V246H48ZM57 245H58V244H57ZM4 247H7V249L4 248ZM24 247H25V248H24ZM2 248H3V249H2ZM14 248H15V247H14ZM22 248H21V250L24 251ZM5 249H6V251H5ZM16 249H17V248H16ZM14 250H15V251H14ZM1 251H2V252H1ZM8 251H9V252H8ZM49 251H51V252H49ZM15 252H16V253H15ZM18 252H20V253H18ZM83 253H84V252H83ZM18 254H19V255H18ZM48 254H49V255H48ZM17 255H18V256H17ZM81 255H82V254H81ZM16 256H17L18 258H17ZM13 257H14V258H13ZM4 258H6V259H4ZM19 259H20V260H19ZM18 260H19V261H18ZM68 261H70V262H68ZM68 261H67L68 264L71 263V256H70V259H68ZM1 262H0V264H2ZM24 264H28V263H24Z\"/></svg>","mask_w":264,"mask_h":264},{"label":"snow or ice","instance_id":"6c2138e0","mask_svg":"<svg viewBox=\"0 0 264 264\" xmlns=\"http://www.w3.org/2000/svg\"><path fill=\"white\" fill-rule=\"evenodd\" d=\"M189 167H191V165H189ZM262 186H264V185H262ZM257 192L259 193V195L261 197H264V192H260V189L259 188H257ZM169 204H171V201H169ZM257 207H259L260 210L262 212H264V198L260 199V203H259V205H257ZM262 234H264V229H262V232L261 233H258V236H261Z\"/></svg>","mask_w":264,"mask_h":264}]
</instances>
